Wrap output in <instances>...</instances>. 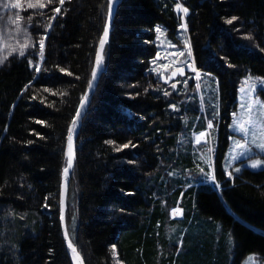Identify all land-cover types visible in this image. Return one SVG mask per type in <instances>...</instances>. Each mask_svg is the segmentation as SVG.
I'll list each match as a JSON object with an SVG mask.
<instances>
[{
    "label": "trees",
    "instance_id": "obj_1",
    "mask_svg": "<svg viewBox=\"0 0 264 264\" xmlns=\"http://www.w3.org/2000/svg\"><path fill=\"white\" fill-rule=\"evenodd\" d=\"M29 2L36 4L17 0L10 24L29 32L17 45L24 55L12 53L0 65V264H74L61 222L62 179L69 128L92 80L110 0ZM177 3L188 9L196 68L220 82V188L209 182L208 143L195 139L206 128L195 81L155 67L156 26L177 40L184 20ZM247 74L264 75V0H119L104 71L78 133L67 201L68 233L86 264L264 258V169L246 167L229 178L223 169L228 111Z\"/></svg>",
    "mask_w": 264,
    "mask_h": 264
},
{
    "label": "rangeland",
    "instance_id": "obj_2",
    "mask_svg": "<svg viewBox=\"0 0 264 264\" xmlns=\"http://www.w3.org/2000/svg\"><path fill=\"white\" fill-rule=\"evenodd\" d=\"M16 3L17 0H0V65L8 55L24 51L22 46L17 48L19 42L21 45L27 43L29 32L22 29L21 24L10 27V24L16 21L15 11H12L13 7H11ZM5 13L8 14L9 20L4 23ZM182 14L184 20L176 33V41L170 38L162 25L156 26V42L160 55L155 67H158L159 74H167L171 79L183 78L185 84L195 81L206 119V128L196 133L195 139L208 143L206 160L211 167L208 174L209 182L220 188V183L215 180L214 174L220 122L224 121V116L221 114L220 82L216 76L202 73L196 68L191 54L185 14L183 12ZM236 99L235 109L228 111L231 113L230 135L223 157V169L228 178L240 173L246 167L254 170L264 169V147H261L264 145V75L243 76L237 88ZM209 123L211 127L208 126ZM174 210H177L176 214L173 213L175 217L180 218L184 215L181 208L176 207ZM242 264H264V258H260L256 253H249L244 257Z\"/></svg>",
    "mask_w": 264,
    "mask_h": 264
},
{
    "label": "water",
    "instance_id": "obj_3",
    "mask_svg": "<svg viewBox=\"0 0 264 264\" xmlns=\"http://www.w3.org/2000/svg\"><path fill=\"white\" fill-rule=\"evenodd\" d=\"M118 3H119V0H110V8H109V14H108L107 22L105 24V28H104V31L102 33V36H101V39H100V42L98 45L97 54H96L95 63H94L93 71L96 72V78L93 79V77H92V80L90 83L91 87L89 86L87 92L85 93V95L83 96V98L79 104V107L77 110V113H79V117H77V113H76V115L73 119V120H76L75 126L73 125V121H72L70 128H69V135H70V131H71V137L72 138H71V142H70L69 137H68L67 156H68V161H69V159H71L72 165H71V167H68V163H67L68 174H67V176H65V173H64L63 179H62L61 222H62V228H63V233H64V237L66 240V244H67L69 250L71 251V254H72L73 259H74V264H86L82 254L79 252L77 247L72 242V240L69 236L68 227H67V201H68L71 178H72V174H73V170H74V166H75V161H76L77 137H78V133H79V130L81 127V123L83 120L85 109L87 108V106L91 102L93 95H94V93L97 89V86L99 84L102 73L104 71V52H105L107 43L110 41L112 26H113V22L115 19ZM175 10H176L178 15H182V12H178L176 6H175ZM106 28L108 30L107 36H105V29ZM102 40L104 41L103 47H101V41ZM98 58L100 60L99 67L97 66ZM69 144H71V148L69 147ZM73 249H75V251H73Z\"/></svg>",
    "mask_w": 264,
    "mask_h": 264
},
{
    "label": "snow or ice",
    "instance_id": "obj_4",
    "mask_svg": "<svg viewBox=\"0 0 264 264\" xmlns=\"http://www.w3.org/2000/svg\"><path fill=\"white\" fill-rule=\"evenodd\" d=\"M54 2V0H47V3L48 4H52ZM58 3L60 4V5H63L64 3H65V0H58ZM39 6V7H41V8H43V7H46L47 5L43 2V0H36V4H33V3H31V2H29V4H28V7L29 8H35L36 6ZM11 7H13V8H16L17 7V5L16 4H12L11 5ZM176 8H177V10H178V12H183L184 14H187L188 13V9L186 8V7H183L181 4H179V3H177V5H176ZM26 10V9H25ZM52 11H54L55 13H60L61 12V8L60 7H55V8H53L52 9ZM28 19L30 20L31 19V16H29L28 17ZM51 19H55V17H51ZM236 18L234 17V18H232L231 20H229V21H227L228 23H232L233 22V20H235ZM14 23H15V21H14ZM157 31H159V29H157ZM107 34H108V30H107V28L105 29V36H107ZM103 43H104V41L102 40L101 41V47H103ZM24 47H27V45H24ZM39 47H40V49H41V55L43 54V48H44V43H43V41H40V43H39ZM20 55L21 56H23L24 55V52L23 51H21L20 52ZM99 63H100V60H99V58H98V60H97V66L99 67ZM37 71H39V69L37 68L36 69ZM61 71H64L63 69H61ZM193 71H195V69H193ZM92 77H93V79H95L96 78V72L95 71H93V73H92ZM90 87H91V85H89ZM173 87H175V85H173ZM165 94H167V93H165ZM173 107H175L174 105H173ZM77 117H79V113H77ZM75 124H76V120H73V125L75 126ZM209 127H211L212 125H211V123H209V125H208ZM201 135H203V133H201ZM71 131H70V135H69V141L71 142ZM197 142H199V141H197ZM128 145H123L122 147H127ZM69 147L71 148V144H69ZM261 147H264V145H261ZM117 150H119V149H117ZM71 155V154H70ZM71 165H72V161H71V159H69V161H68V167H71ZM256 165L254 164L253 165V167H255ZM68 167H66L65 169H64V173H65V176H67V174H68ZM237 171H239V169H237ZM213 179H214V177H213ZM176 212H177V210H173V213L174 214H176ZM73 251H75V249H73Z\"/></svg>",
    "mask_w": 264,
    "mask_h": 264
}]
</instances>
